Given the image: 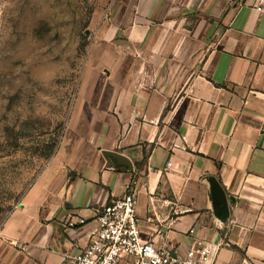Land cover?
I'll return each instance as SVG.
<instances>
[{
    "label": "crops",
    "instance_id": "obj_1",
    "mask_svg": "<svg viewBox=\"0 0 264 264\" xmlns=\"http://www.w3.org/2000/svg\"><path fill=\"white\" fill-rule=\"evenodd\" d=\"M256 3L117 0L93 41L68 134L0 229V264H68L93 226L69 229L68 216L91 222L131 183L142 241L183 257L193 228L214 264H264Z\"/></svg>",
    "mask_w": 264,
    "mask_h": 264
},
{
    "label": "rangeland",
    "instance_id": "obj_2",
    "mask_svg": "<svg viewBox=\"0 0 264 264\" xmlns=\"http://www.w3.org/2000/svg\"><path fill=\"white\" fill-rule=\"evenodd\" d=\"M117 0H0V229L55 156Z\"/></svg>",
    "mask_w": 264,
    "mask_h": 264
},
{
    "label": "built area",
    "instance_id": "obj_3",
    "mask_svg": "<svg viewBox=\"0 0 264 264\" xmlns=\"http://www.w3.org/2000/svg\"><path fill=\"white\" fill-rule=\"evenodd\" d=\"M255 8L264 12V0ZM150 219H147V222ZM67 228L92 224L89 241L83 251L68 264H214L216 253L203 238L190 229L192 244L185 256L172 249L158 248L141 240V223L137 212L136 183H131L123 197L104 206L93 219L68 216ZM67 264V263H66Z\"/></svg>",
    "mask_w": 264,
    "mask_h": 264
},
{
    "label": "water",
    "instance_id": "obj_4",
    "mask_svg": "<svg viewBox=\"0 0 264 264\" xmlns=\"http://www.w3.org/2000/svg\"><path fill=\"white\" fill-rule=\"evenodd\" d=\"M216 199H217L218 204L224 203V195L221 191L218 192ZM233 204H234V201L232 202V205Z\"/></svg>",
    "mask_w": 264,
    "mask_h": 264
}]
</instances>
